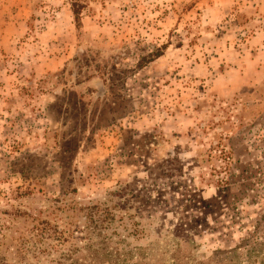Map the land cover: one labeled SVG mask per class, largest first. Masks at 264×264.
Returning a JSON list of instances; mask_svg holds the SVG:
<instances>
[{"label":"rangeland","instance_id":"obj_1","mask_svg":"<svg viewBox=\"0 0 264 264\" xmlns=\"http://www.w3.org/2000/svg\"><path fill=\"white\" fill-rule=\"evenodd\" d=\"M263 133L264 0H0V264H46L44 222L80 247L95 205L147 234L131 246L161 240L178 218L163 200L215 194L190 160L221 135L238 169L260 162ZM194 240L196 258L224 245Z\"/></svg>","mask_w":264,"mask_h":264},{"label":"trees","instance_id":"obj_2","mask_svg":"<svg viewBox=\"0 0 264 264\" xmlns=\"http://www.w3.org/2000/svg\"><path fill=\"white\" fill-rule=\"evenodd\" d=\"M70 8L77 22L81 4L72 1ZM157 53L151 56L158 57ZM229 121L224 122L226 130L230 133L236 130L235 134L240 138V125L235 126L236 120ZM229 141L228 137L220 135L208 143L202 154L190 160L195 167L209 163L205 167L207 171L197 175L201 181L213 184L215 194L209 200L186 198L176 202V206L169 203L171 198L162 201L164 208H172L171 212L178 215L175 225L164 230L163 239H159L161 232L156 231V238L146 245L131 246L128 238H142L147 234L138 228L136 222H129L126 226L122 216L115 217L109 208L95 205L87 208V225L80 232V242H83L80 247L70 242L73 238L71 231L59 230L44 222L42 228L36 229L38 241L44 237L50 244L37 252L54 255L46 264H264V208L255 211L253 218L246 217L249 220L247 228L241 226L242 211L238 208L249 192L257 195H248L252 201L258 198L259 191H264L261 179L257 178L263 177L264 133L249 144L260 157V162H252L241 169H238L241 161L234 159L233 152L224 145ZM161 185L162 189L166 183ZM150 186L154 187V184ZM250 204L257 206L258 202ZM234 227L243 229V232L235 244L225 245L229 231ZM118 228L124 234L120 235L116 231ZM204 232L217 233L224 245L219 244L207 256L196 258L194 238Z\"/></svg>","mask_w":264,"mask_h":264}]
</instances>
